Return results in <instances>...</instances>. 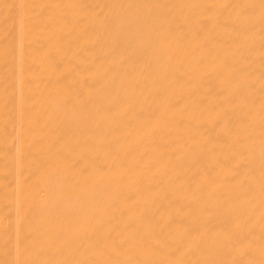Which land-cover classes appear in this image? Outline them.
<instances>
[{"label":"bare ground","instance_id":"bare-ground-1","mask_svg":"<svg viewBox=\"0 0 264 264\" xmlns=\"http://www.w3.org/2000/svg\"><path fill=\"white\" fill-rule=\"evenodd\" d=\"M0 264H264V0H0Z\"/></svg>","mask_w":264,"mask_h":264}]
</instances>
